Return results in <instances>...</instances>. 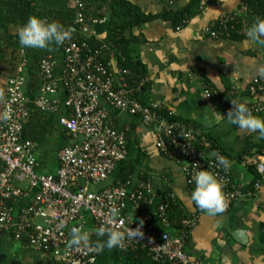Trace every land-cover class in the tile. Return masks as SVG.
<instances>
[{
  "label": "built area",
  "instance_id": "obj_1",
  "mask_svg": "<svg viewBox=\"0 0 264 264\" xmlns=\"http://www.w3.org/2000/svg\"><path fill=\"white\" fill-rule=\"evenodd\" d=\"M90 1L74 0L75 17L69 26L71 38L60 45L62 67L57 73L53 53L40 59L35 95L26 91L30 64L23 51L16 75L6 81L1 112L8 111L11 118L0 122V261L2 238L10 234L16 241H26L32 248L51 252L56 264H97L99 252L91 247L68 246L71 230L84 229L83 214L87 213L94 226L90 235L100 227L121 231L129 226L141 227L142 238L126 240L118 248L121 251L141 247L158 262L167 259L174 264H201L185 250V229L174 235L128 219L129 204L144 210L155 195L147 177L140 175L135 181L101 186L129 152L126 130L115 126L102 102L140 117L147 126L157 127V150L181 164L190 192L195 188L192 176L200 169H207L224 180L225 212L247 192L234 183L231 170L225 173L216 165L212 153L222 154L213 149L208 138L186 122L170 118L174 115L163 104L152 101L146 104L138 99L136 92L140 86L133 88L124 80L123 74L128 71L118 67L111 44L102 43L99 47L90 44L96 35L95 25L107 21L106 17L88 11ZM237 17L243 15L225 13L219 18V29L207 26L203 31L213 38L229 36L238 23L242 26L239 33L246 34L245 21L240 22ZM206 94L210 96L211 91L206 89ZM249 95L252 100L241 102L247 104L253 115L264 113V78L260 75L252 78ZM62 106L65 112L59 124L70 142L59 151L60 166L55 174L37 173L38 143L25 138V124L33 108L55 114ZM161 109L167 114L160 113ZM256 168L264 178V157L258 159ZM23 182L27 184L24 186ZM261 185V182L255 184L257 189ZM32 192L30 201L16 211L15 205ZM165 208L161 203L158 205L159 215L168 225L162 215ZM113 209L118 210L116 215L112 214ZM197 216L193 214L184 225L195 226Z\"/></svg>",
  "mask_w": 264,
  "mask_h": 264
},
{
  "label": "crops",
  "instance_id": "obj_2",
  "mask_svg": "<svg viewBox=\"0 0 264 264\" xmlns=\"http://www.w3.org/2000/svg\"><path fill=\"white\" fill-rule=\"evenodd\" d=\"M128 1L146 13L157 14L168 6L175 9L184 7L190 0ZM101 3V0H93L88 6L92 11ZM209 3V0H204L203 11L179 29H174L170 22L156 19L135 27L133 33L143 34L147 39L139 47L141 60L147 68V79L151 83L147 99L163 104L174 116L189 120L200 134L208 138L212 147H225L230 150L231 156H236L249 145V141H260L258 134L242 132L230 125L226 117L218 122L214 120L212 126L208 127L202 122V117L205 113L212 115L214 110L216 115L221 113L226 116L231 108V99L240 102L252 100L245 90L252 78L259 75L258 69L264 66V47L257 46L248 38L232 40L207 36L203 29L221 15L236 12L245 16V10L239 7L240 0ZM108 29V20L95 25L96 35L92 38L103 41ZM0 43L6 47L20 48L25 56L33 50L22 47L18 37L11 39L1 28ZM51 50L57 60L58 73L62 67L63 53L60 45H54ZM28 60L30 64V59ZM117 78L119 79L118 74ZM205 82L213 86L210 96L206 94ZM102 104L115 126L126 130L129 152L101 186L117 184L115 181L120 170L126 165L134 164L132 180H137L141 173L147 174L155 195L143 212L129 204L126 209L128 219L139 225L142 222L143 226L152 227L157 232L170 231L175 235L174 229L162 221L158 204L169 191V195L177 198L189 214L196 212L181 164L157 150L156 126H147L138 116L114 108L106 102ZM64 112L65 108L62 106L55 114L34 118L29 125L33 134L37 130V135L41 136L40 141H37V173L55 174L60 166L59 151L70 142L66 130L59 124V118ZM259 117L264 118V115ZM230 170L236 183L247 186L251 175L245 164L231 161ZM22 184L25 186L27 182ZM250 192L234 202L225 213L211 216L201 212L197 216L196 225L185 246L193 258L198 259L201 264H264V242L261 240L264 233V183L253 193ZM32 195L33 192L20 200L15 205L16 211L26 205ZM83 217V231H94L90 215L85 213ZM242 231L244 234L241 237L239 232ZM0 264L56 262L51 252L37 250L14 240L10 234H5L2 238Z\"/></svg>",
  "mask_w": 264,
  "mask_h": 264
},
{
  "label": "trees",
  "instance_id": "obj_3",
  "mask_svg": "<svg viewBox=\"0 0 264 264\" xmlns=\"http://www.w3.org/2000/svg\"><path fill=\"white\" fill-rule=\"evenodd\" d=\"M101 1L102 3L97 6V9L91 11L90 6H87V8L88 11L90 9L94 16L107 18L109 23L108 34L103 41L91 38L90 44L93 47H99L102 43L111 44V52L114 55L115 62L118 67L128 71V74H123L124 80L133 88L140 86V90L136 92V96L143 103L149 104L150 100L147 98L151 83L147 80V68L142 62L139 52L140 45L146 43L147 39L143 34L135 35L133 33V29L156 19L170 22L174 29L184 27L192 18L196 17L203 11L204 0H190L184 7L176 9L168 6L157 14L146 13L128 0ZM217 1L218 0H209V4L217 3ZM239 7L245 10V16L237 17V19L240 22H242V20L245 21L247 28L250 27L256 19H264V0H240ZM31 15H37L50 22H59L65 28H69L75 17L74 0H0V28L4 30V32L11 39L18 37V30ZM208 26L212 27L213 30L219 29V18ZM241 27V24L237 23L234 30H231L229 36H223L222 38H230L232 40L247 39L246 34L239 33V29H241ZM206 35L210 36V34ZM49 53H52L51 49H33L32 53H27V57L30 59V66L27 69L29 77L26 91L28 94L35 95L37 93L39 83L35 79V76L38 71L39 61L43 56ZM20 60V48L6 47L0 43V112L5 97L6 81L8 78L16 75ZM142 81H144V83L140 85ZM205 85L206 89L213 91V86L206 82ZM249 86L245 90L247 93H249ZM222 101L225 105H227L225 100ZM160 113L167 114V111L165 109H161ZM45 114L50 113L42 112L36 108L31 110L30 117L25 124V138L36 142L40 141L41 136L37 135V130H35L36 134H33V130H30L29 125L34 118L43 117ZM263 114L264 113H258L255 115L261 116ZM170 118L186 122L194 129H197V127L189 120H184L182 118H178L177 116H172ZM213 149L218 150L223 156L231 161L242 162L245 164L251 175L250 182L247 186H243V189L246 192L249 193L251 191L250 193H253L257 190L255 186L257 182H261V184L264 183V178L258 173L256 168L258 159L264 157V139H261L260 141H249V145L239 151L236 156H231L230 150L225 147L216 145ZM134 171V164L124 166L120 170L115 183L117 182L118 184L131 181ZM141 176L145 178L147 177V174L141 173ZM234 183L238 185V187H241V184L236 183L235 181ZM160 203L166 207L162 215L163 218L167 220L168 226L172 227L176 233L182 229L187 231V237L185 239L186 246L194 226H185L184 221L191 219L193 214H189L177 198L171 197L169 195V191L165 199ZM140 211L143 212V210ZM201 212L202 211L197 208L194 214L199 215ZM98 239L104 238H98L96 234L90 235L92 243H95ZM261 240L264 242V233L261 235ZM23 243L27 244L26 241ZM97 264L174 263L168 261L167 259L158 262L149 255L147 250L138 247L135 250L128 251H121L118 248H113L112 250L105 249L104 251L98 253Z\"/></svg>",
  "mask_w": 264,
  "mask_h": 264
},
{
  "label": "clouds",
  "instance_id": "obj_4",
  "mask_svg": "<svg viewBox=\"0 0 264 264\" xmlns=\"http://www.w3.org/2000/svg\"><path fill=\"white\" fill-rule=\"evenodd\" d=\"M19 44L24 48L50 50L54 45H62L71 38V29L65 28L61 23L48 21L37 15H31L17 32ZM249 40L254 41L259 47H264V19H256L246 31ZM258 74L264 78V66L258 69ZM222 90V89H221ZM207 96V95H205ZM231 108L224 116L205 113L202 122L211 127L214 120L220 121L226 117L230 125L236 126L242 132L257 133L258 139H264V118L253 115L246 103L231 99ZM8 111L0 112V122H7L10 119ZM218 167H222L225 173L231 168V161L219 153H212ZM192 180L195 184L194 190L190 194L191 201L202 212L215 216L222 214L227 209V200L223 191L225 182L222 178L207 169L196 171ZM117 209L112 210L116 215ZM110 223V221H109ZM142 225V222H141ZM98 239L94 244L90 242V233L80 228H73L70 233L69 247H91L92 250L102 252L105 249L112 250L119 248L123 243L132 240H139L143 233L140 226L131 228L130 226L121 231L111 227H100L95 230Z\"/></svg>",
  "mask_w": 264,
  "mask_h": 264
},
{
  "label": "water",
  "instance_id": "obj_5",
  "mask_svg": "<svg viewBox=\"0 0 264 264\" xmlns=\"http://www.w3.org/2000/svg\"><path fill=\"white\" fill-rule=\"evenodd\" d=\"M243 232H244V231H242V232H239V234L241 235V237H242V236H243V234H244ZM238 240L242 242V240H241L240 238H238Z\"/></svg>",
  "mask_w": 264,
  "mask_h": 264
},
{
  "label": "rangeland",
  "instance_id": "obj_6",
  "mask_svg": "<svg viewBox=\"0 0 264 264\" xmlns=\"http://www.w3.org/2000/svg\"><path fill=\"white\" fill-rule=\"evenodd\" d=\"M264 115V114H263Z\"/></svg>",
  "mask_w": 264,
  "mask_h": 264
}]
</instances>
